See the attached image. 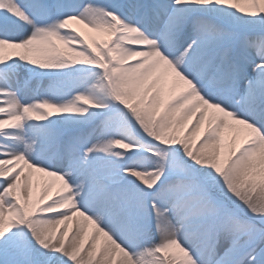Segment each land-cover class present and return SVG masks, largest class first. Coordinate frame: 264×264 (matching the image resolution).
Masks as SVG:
<instances>
[{
  "label": "snow or ice",
  "instance_id": "1",
  "mask_svg": "<svg viewBox=\"0 0 264 264\" xmlns=\"http://www.w3.org/2000/svg\"><path fill=\"white\" fill-rule=\"evenodd\" d=\"M0 264H264V0H0Z\"/></svg>",
  "mask_w": 264,
  "mask_h": 264
},
{
  "label": "bare ground",
  "instance_id": "2",
  "mask_svg": "<svg viewBox=\"0 0 264 264\" xmlns=\"http://www.w3.org/2000/svg\"><path fill=\"white\" fill-rule=\"evenodd\" d=\"M71 26L77 28V30L81 31V32H82L83 34H85L86 36H88V35H94V36H96L98 39L102 38L99 34L91 33L89 29L84 28L83 25H79V24H77L76 22H72V25H71ZM41 176H42V174H40V173H34V174H33V178H32V179H33L34 184H36V182L39 180V178H40ZM46 179H47V178H46Z\"/></svg>",
  "mask_w": 264,
  "mask_h": 264
},
{
  "label": "rangeland",
  "instance_id": "3",
  "mask_svg": "<svg viewBox=\"0 0 264 264\" xmlns=\"http://www.w3.org/2000/svg\"><path fill=\"white\" fill-rule=\"evenodd\" d=\"M40 193V186L37 185L35 188H34V196H38Z\"/></svg>",
  "mask_w": 264,
  "mask_h": 264
}]
</instances>
